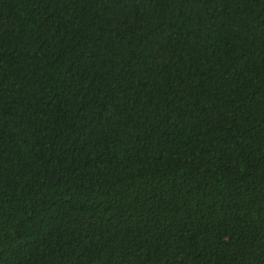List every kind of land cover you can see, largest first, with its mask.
Returning <instances> with one entry per match:
<instances>
[{
  "label": "trees",
  "instance_id": "1",
  "mask_svg": "<svg viewBox=\"0 0 264 264\" xmlns=\"http://www.w3.org/2000/svg\"><path fill=\"white\" fill-rule=\"evenodd\" d=\"M0 264H264V0H0Z\"/></svg>",
  "mask_w": 264,
  "mask_h": 264
}]
</instances>
